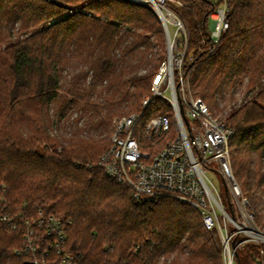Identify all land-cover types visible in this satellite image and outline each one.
Masks as SVG:
<instances>
[{"label":"trees","instance_id":"16d2710c","mask_svg":"<svg viewBox=\"0 0 264 264\" xmlns=\"http://www.w3.org/2000/svg\"><path fill=\"white\" fill-rule=\"evenodd\" d=\"M222 1L167 4L189 32L191 91L235 130L233 170L264 227V0H226L230 27L207 56L210 15ZM3 44L0 264H61L64 252L80 254L77 264H224L220 239L197 209L172 196L139 203L100 164L113 118L141 110L167 51L149 5L0 0ZM150 104L147 116L170 111L163 98ZM41 214L64 222L60 247ZM29 226L35 250L27 248ZM244 253L258 264L257 244Z\"/></svg>","mask_w":264,"mask_h":264},{"label":"built area","instance_id":"2783aa9c","mask_svg":"<svg viewBox=\"0 0 264 264\" xmlns=\"http://www.w3.org/2000/svg\"><path fill=\"white\" fill-rule=\"evenodd\" d=\"M134 1L149 5L162 20L167 57L152 80L150 94L142 100L141 110L114 119L110 145L100 164L108 176L129 185L139 203L172 196L197 209L206 229L220 239L224 264H235L239 249L251 242L258 245V264H264V228L257 225L232 166L230 139L235 130L191 91L186 64L195 55L189 48L186 23L168 6V0ZM210 19L208 41L203 42L207 56L230 27L226 0ZM155 97L165 99L170 111L147 116ZM213 174L224 183V192ZM46 221L60 247L66 240L64 222L54 215L47 218L41 214L40 223ZM34 234L29 226L27 248L31 250L36 249ZM79 255L64 252L61 264H77ZM40 264L49 263L42 260Z\"/></svg>","mask_w":264,"mask_h":264},{"label":"rangeland","instance_id":"374dc122","mask_svg":"<svg viewBox=\"0 0 264 264\" xmlns=\"http://www.w3.org/2000/svg\"><path fill=\"white\" fill-rule=\"evenodd\" d=\"M174 29H175V28H174L173 26H171V30L174 31ZM21 37H24V35H21L20 38H21ZM4 45H5V44L1 45L0 48H1V47H4ZM162 57H163V59H165V58L167 57V51L162 53ZM243 97H244V96L240 95L239 98H238V102H241ZM170 108H171V107H170ZM170 108H169V109H170ZM127 114H128V113L118 114V115H116V116L113 118V121H114V119H115L116 117H118V116H122V115H127ZM221 114H223V113H220L219 116H220V117H224V116H222ZM217 116H218V115H217ZM212 177H213V179L215 180V182H216V184L218 185V187L221 189V191L224 192V191H225L224 183H223L222 181H220V179H219L215 174H213ZM223 194H224V193H223ZM257 225H258V224H257ZM258 226L261 227V228H264V227H262L260 224H259ZM247 244H248V243H247ZM247 244L243 245V247H242L241 249H239V253H240V256H241V260H239V258L236 257V262H235V264H247L246 255H245V253H244V248H245V246H246Z\"/></svg>","mask_w":264,"mask_h":264},{"label":"water","instance_id":"95a60500","mask_svg":"<svg viewBox=\"0 0 264 264\" xmlns=\"http://www.w3.org/2000/svg\"><path fill=\"white\" fill-rule=\"evenodd\" d=\"M164 28H165V26H164ZM165 30H166V28H165Z\"/></svg>","mask_w":264,"mask_h":264}]
</instances>
